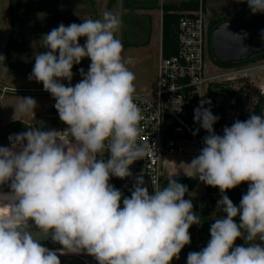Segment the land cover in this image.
Returning <instances> with one entry per match:
<instances>
[{"label":"clouds","instance_id":"1","mask_svg":"<svg viewBox=\"0 0 264 264\" xmlns=\"http://www.w3.org/2000/svg\"><path fill=\"white\" fill-rule=\"evenodd\" d=\"M244 2L252 14L264 13V0ZM121 25L118 14L105 11L101 19L61 23L43 35L47 51L35 54L29 79L55 99L71 138L61 140L41 124L0 146V186L10 182L9 192L0 191V208L7 209L0 212V264H61L59 255L81 253L98 264H171L191 243L190 227L201 225L184 198L187 186L174 179L150 193L137 176L130 197L109 183L132 176L130 166L149 149L138 143L143 117L134 99L135 74L116 37ZM84 58L91 61L87 73L79 69L82 80L65 86L61 81L71 82L73 66ZM205 105L211 100L200 101L194 121L208 135L188 165L201 182L219 188L217 207L226 215L215 219L207 246L190 252L186 264H264V246L256 243L264 242V118L237 119L218 135L219 117ZM36 107L34 98L21 97L16 110L34 114ZM105 150L108 158H99ZM244 182L249 187L237 207L224 193ZM29 221L62 247H45ZM241 238L248 246L235 245Z\"/></svg>","mask_w":264,"mask_h":264},{"label":"rangeland","instance_id":"2","mask_svg":"<svg viewBox=\"0 0 264 264\" xmlns=\"http://www.w3.org/2000/svg\"><path fill=\"white\" fill-rule=\"evenodd\" d=\"M144 2L145 0H130V4L134 6ZM108 3L109 0H59L57 4L53 0H22L20 25L16 27V36L19 38L15 36L17 39L13 42L9 28V1L0 0V54L5 57L4 62L0 61V129L13 125L15 129L12 134H18L28 131L30 126L39 128L43 119L49 118L57 121L56 126L51 130L57 131L59 139L69 140L71 138L70 132L65 127L66 124L60 120L54 107L56 101L52 95L30 94L33 91L46 92L42 83L29 79L35 63L34 56L39 52L47 51V49L41 47L42 37L52 29L57 28L60 23H65L68 26L71 23L80 24L83 20L89 18L101 19L105 11L120 16L122 25L116 33V37L122 43L125 37L135 44L149 41L146 46L142 47L126 49L123 47L122 57L129 70L135 74V93H147L155 88L162 42V12L156 11L148 19V15L142 13L146 11L124 9L122 0H118L112 9H108ZM207 3V13L210 16L213 12L220 16H226L234 14L239 9L237 0H207ZM85 41L86 38L83 37L79 40L81 45H84ZM90 63L89 58L82 59L80 64L73 66V73H80L79 69L81 68L87 73ZM213 66L209 72L210 77L222 78L230 73L237 74L228 81L227 91L241 96L242 101L248 108L247 118L241 117V120H247L256 108L259 98L264 95V61L232 70H223L218 66ZM82 78L81 75L77 74L73 75L71 82L67 80L61 82L65 86H68L69 83L71 86H75ZM21 97H32L37 101L34 114L21 113L16 110L21 102ZM66 132H68L67 135ZM0 145L10 146L9 139L3 140ZM193 158L189 154L171 157L169 161L173 164L167 166L166 163L165 172L170 173L169 178L191 177L196 179L195 173L188 165ZM204 186L200 183L196 189L185 195L184 198L191 200L194 212L207 213L209 223H214L215 219L226 214L218 209L217 204L213 212L207 209L209 202L203 200L205 195ZM219 200L217 199V202ZM6 211V208H0V212ZM234 219L237 221V218ZM207 228L203 224L197 225L193 235H190L191 243L181 250L179 259L174 258L171 264H186L187 255L190 252H198L206 247L211 238L203 231ZM235 245L238 244L235 243ZM83 254L59 255L58 253L60 259L70 261L78 260Z\"/></svg>","mask_w":264,"mask_h":264},{"label":"built area","instance_id":"3","mask_svg":"<svg viewBox=\"0 0 264 264\" xmlns=\"http://www.w3.org/2000/svg\"><path fill=\"white\" fill-rule=\"evenodd\" d=\"M198 1V8L185 13L179 22L178 53L165 58L161 42L155 88L151 92L134 94L143 117L138 143L148 144L149 149L143 159L130 166L132 176L124 179L135 180L142 175L150 193L161 188L163 180L169 178L165 164H173L169 161L171 157L189 154L195 158L204 147L203 138L208 133L194 121V109L202 99L211 100V105L205 107H210L213 115L219 117L213 126L216 134L223 135L222 127H231L228 91L221 83L230 81L237 74L230 73L222 78L209 76L215 65L209 56V14L208 8L205 9L206 0ZM30 94L51 95L47 91ZM108 156L105 150L99 158L107 159ZM116 179L120 178L111 177L109 183L113 185ZM78 260L84 264L98 263L86 253Z\"/></svg>","mask_w":264,"mask_h":264},{"label":"trees","instance_id":"4","mask_svg":"<svg viewBox=\"0 0 264 264\" xmlns=\"http://www.w3.org/2000/svg\"><path fill=\"white\" fill-rule=\"evenodd\" d=\"M9 1V13L10 17L12 19V27H13V32H16V27L20 25V11L22 9V0H8ZM80 1V0H77ZM118 0H109L108 3V9H112L113 6L117 3ZM55 4L59 2V0H53ZM123 2V7L124 9L127 10H133V9H146L147 6L144 4H138L137 6H134L130 4V0H122ZM237 3L239 4V7L241 8L240 11L237 13L235 12L234 14H229L226 16H220L216 13H213V16L211 18V30L215 28V26L218 23L221 22H234L238 20L241 15H243L244 12H246L247 8V3L244 2V0H237ZM199 1L198 0H184L179 3H164L162 6H159L158 4H154L151 8L152 9H160L162 12V52L163 56L165 58H170L172 56H175L178 53V28H179V22L181 18L184 16L185 13L195 11L198 8ZM208 8V3L207 0L205 1V9ZM249 11V10H247ZM149 41H146L145 43L142 44H135L132 43L130 39H124V42L122 43L123 47L126 48H136V47H142L146 46ZM209 56L212 60V62L218 66L221 69H233V68H241V67H246L250 64L257 63L260 61L264 60V53L255 56L249 60H246L242 63H237V64H232V65H225L219 62L214 54L213 50L210 47L209 49ZM86 73V72H85ZM12 74V72H11ZM81 75L80 73H74V75ZM222 86H225L227 88L228 82L221 83ZM237 100L235 102L234 106V118L235 120L239 119L241 120V117L247 118L248 116V108L246 107V104L242 101L241 96H237ZM264 107V95H262L259 98L258 101V106L254 109L252 114H257L260 115V112L262 108ZM242 111V114H241ZM234 120V121H235ZM242 121V120H241ZM234 123V122H233ZM233 123H229L233 124ZM67 128V125H65ZM224 127H222V132H223ZM174 179L176 182L186 185L188 188V192L185 194L187 195L188 193L192 192L194 189L198 187V185L201 183L199 180L194 179V178H165L162 182L161 189L165 186H167L168 182ZM135 180H130V179H116L114 180L113 186L120 190L124 196L130 197L131 196V190L133 189V185L135 184ZM203 184V183H202ZM205 186V195L203 196V200L208 201L209 204L207 206V209H210L211 212L214 211L215 205L217 204V199H221V192L219 188L208 186L204 184ZM149 192L150 188L149 186L145 183V185ZM248 183L244 182L240 185H238L236 188L227 190L224 194H226L232 202L239 207L241 198L244 194H246L248 190ZM200 210V209H199ZM198 217L201 218V221L205 227V225L208 227L207 229H203V231L207 234L210 235V230L209 228L213 223H209V217H207V213H198L195 212ZM237 218V223H240L239 216ZM197 225H192L189 229L190 235H193L194 231L196 230ZM239 239L235 241L237 243ZM60 259V258H59ZM61 264H84L79 260H66V259H60ZM98 264V263H97Z\"/></svg>","mask_w":264,"mask_h":264},{"label":"water","instance_id":"5","mask_svg":"<svg viewBox=\"0 0 264 264\" xmlns=\"http://www.w3.org/2000/svg\"><path fill=\"white\" fill-rule=\"evenodd\" d=\"M264 37V13L250 14L247 18H240L231 23L219 25L213 32L212 46L215 58L225 65L244 62L264 53V42L255 43L256 39ZM229 114L234 111L233 92H228ZM264 118V108L261 112ZM57 122L49 118L42 121L43 129L51 130ZM13 127L0 130V141L9 138ZM0 191L9 192L10 182L0 186ZM30 231L34 238L49 249H59L62 246L52 241L51 236L45 237L35 226L34 221L29 222Z\"/></svg>","mask_w":264,"mask_h":264},{"label":"flooded vegetation","instance_id":"6","mask_svg":"<svg viewBox=\"0 0 264 264\" xmlns=\"http://www.w3.org/2000/svg\"><path fill=\"white\" fill-rule=\"evenodd\" d=\"M9 7H8V12H9ZM241 10V8L239 7V9H238V11H240ZM247 10H249V11H247ZM237 11V12H238ZM236 12V13H237ZM213 13H216V12H213ZM213 13H212V15L210 16L209 15V27H208V47H209V49H210V47L212 48V50H213V46H212V36H213V32H214V30L219 26V25H221V24H224V23H228V22H221V23H218L216 26H215V28H213L212 30H211V18H212V16H213ZM217 14V13H216ZM250 14H251V11H250V9H249V7L247 6V8H246V12H244L243 13V15H241V17H239L238 19H240V18H247V17H249L250 16ZM9 15H10V13H9ZM51 17V16H50ZM61 24V23H60ZM65 26L67 25V24H65V23H63ZM9 28H10V37H11V40L14 42L17 38H19V37H17L16 36V33L17 32H13V27H12V19H11V17L9 16ZM17 38H16V37ZM14 39V40H13ZM255 43H261V42H264V37L263 38H260V39H256L255 41H254ZM8 52H9V50H8ZM264 61V60H263ZM261 62V61H260ZM242 63V62H241ZM258 63V62H257ZM253 64H256V63H253ZM251 65V64H250ZM249 66V65H248ZM224 70V69H223ZM229 92V91H228ZM234 93V92H233ZM237 93H234V96H233V101H234V106H235V102H236V100H237ZM228 105H229V99H228ZM258 106V103L256 104V107ZM264 108V107H263ZM263 108H262V110H263ZM262 110H261V112H262ZM254 111V110H253ZM253 111L251 112V114L253 113ZM261 112H260V116H261ZM233 114H234V111H233V113H232V115H229V123H233L234 122V120H235V118H234V116H233ZM54 121H56V120H54ZM57 122V121H56ZM7 127H9V126H7ZM11 127H13V131H14V129H15V127L13 126V125H11ZM4 128H6V127H4ZM4 128H2V129H4ZM2 129H0V130H2ZM45 130V129H44ZM13 131H12V133H13ZM11 133V134H12ZM3 140H1L0 142H2ZM1 146V145H0ZM256 243H260V244H262V246H264V242H262V241H259V240H257L256 241ZM237 244L238 245H243V246H248L247 245V242L244 240V239H239V241L237 242Z\"/></svg>","mask_w":264,"mask_h":264},{"label":"crops","instance_id":"7","mask_svg":"<svg viewBox=\"0 0 264 264\" xmlns=\"http://www.w3.org/2000/svg\"><path fill=\"white\" fill-rule=\"evenodd\" d=\"M181 1L184 0H145V2L143 3L144 5L147 6L146 9H141L142 11H146V12H142V13H146L148 16L147 18L149 19L151 15H153L154 12L156 11H161L160 9H152V6L154 4H158L159 6H162L164 3H179Z\"/></svg>","mask_w":264,"mask_h":264}]
</instances>
